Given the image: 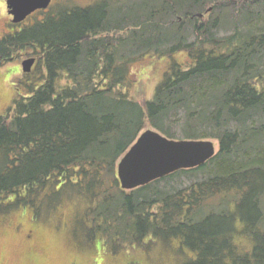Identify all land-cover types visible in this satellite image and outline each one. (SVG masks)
Listing matches in <instances>:
<instances>
[{
    "label": "trees",
    "instance_id": "obj_1",
    "mask_svg": "<svg viewBox=\"0 0 264 264\" xmlns=\"http://www.w3.org/2000/svg\"><path fill=\"white\" fill-rule=\"evenodd\" d=\"M49 6L0 36V64L27 50L34 58L12 111L0 115V212L54 207L65 193L84 202L86 236H171L196 253L183 264H264V0ZM224 25L230 32L219 35ZM178 52L187 62L172 60ZM165 58L163 77L138 103L139 69ZM145 127L173 140L213 139L218 150L124 191L115 166ZM180 177L188 184H169ZM235 217L253 237L245 254H234Z\"/></svg>",
    "mask_w": 264,
    "mask_h": 264
},
{
    "label": "rangeland",
    "instance_id": "obj_2",
    "mask_svg": "<svg viewBox=\"0 0 264 264\" xmlns=\"http://www.w3.org/2000/svg\"><path fill=\"white\" fill-rule=\"evenodd\" d=\"M97 1L99 0H52L49 9L64 5L90 6ZM207 8L209 11L210 7ZM207 15L205 13L202 19H211ZM36 17H40V13H34L21 25L30 24ZM10 18L4 0H0V36L10 30ZM229 32L230 27L224 25L219 35ZM30 55L28 50L14 53L8 61L0 64V115H5L12 109L17 96L15 86L21 88L25 83L21 80L23 74L20 62ZM172 60L179 64L187 62L184 52L175 53ZM168 62L169 59L165 58L155 65L156 69H139L138 88L132 93L138 103L142 104L150 97L155 83L163 77ZM211 140L216 150L217 141ZM185 180V177H180L169 184L180 187L188 184ZM218 201L217 198L211 199L210 202ZM83 203L77 197H69L63 193L58 197L54 207L32 208L29 205H11L1 211L0 264H183L189 256L192 258L196 254L189 248L183 250L178 248L177 237L171 236L162 240L157 236L149 238V235H146L134 242L119 243L99 232L86 236L90 217L83 212L85 211ZM262 208L264 209V204ZM33 210L37 214L36 217ZM229 210L235 213V206H229ZM239 213H246V208L240 206ZM247 216L251 219L256 217L252 212ZM234 222L236 230L233 229L231 234L232 244L236 250L234 254H245L251 248L248 239L250 234L244 221L240 222L239 218L235 217ZM242 231L248 236L240 233ZM250 238L252 240V235Z\"/></svg>",
    "mask_w": 264,
    "mask_h": 264
},
{
    "label": "water",
    "instance_id": "obj_3",
    "mask_svg": "<svg viewBox=\"0 0 264 264\" xmlns=\"http://www.w3.org/2000/svg\"><path fill=\"white\" fill-rule=\"evenodd\" d=\"M51 0H4L10 22L18 24ZM34 58L24 59L22 72H29ZM212 140H173L153 129H144L119 158L116 180L122 190H132L173 172L203 165L215 154Z\"/></svg>",
    "mask_w": 264,
    "mask_h": 264
}]
</instances>
